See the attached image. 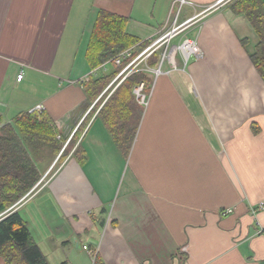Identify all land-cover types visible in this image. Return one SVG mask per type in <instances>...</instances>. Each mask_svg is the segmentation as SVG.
Listing matches in <instances>:
<instances>
[{
	"label": "crops",
	"instance_id": "1",
	"mask_svg": "<svg viewBox=\"0 0 264 264\" xmlns=\"http://www.w3.org/2000/svg\"><path fill=\"white\" fill-rule=\"evenodd\" d=\"M174 1L0 0V116L44 111L68 140L82 129L84 161L71 151L50 173L63 151L36 159L38 185L8 209L49 264L57 252L60 264H92L83 245L95 264H264V81L250 59L258 35L235 0L180 8L177 24L196 17L154 51L190 37L202 56L184 65L177 52L176 69L164 62L158 75L159 60L146 67L152 84L126 153L97 116L121 82L88 85L115 66L85 58L98 11L128 18L138 55L169 30Z\"/></svg>",
	"mask_w": 264,
	"mask_h": 264
},
{
	"label": "trees",
	"instance_id": "2",
	"mask_svg": "<svg viewBox=\"0 0 264 264\" xmlns=\"http://www.w3.org/2000/svg\"><path fill=\"white\" fill-rule=\"evenodd\" d=\"M232 9L246 15L258 35L259 41L250 59L264 81V5L261 0H235ZM127 21V17L105 9L98 11L85 51L91 69L138 43L136 37L125 31ZM137 53L132 52L131 57ZM159 57V51L152 52L145 66L154 67ZM145 66L135 67L126 75L97 112L124 153L132 143L142 113L133 88L142 83L143 92L149 94L152 84L151 72ZM111 71L91 80L88 85L102 87L115 76L116 73ZM76 134L77 130L69 142L75 139ZM62 143L59 129L44 111H23L10 121L0 116V214L3 213L0 217V257L3 264H49L31 237L25 220L17 210L9 211L8 208L40 179L36 159L44 157L42 154L47 152L55 156ZM84 154L80 144L72 152L79 163L84 161Z\"/></svg>",
	"mask_w": 264,
	"mask_h": 264
},
{
	"label": "built area",
	"instance_id": "3",
	"mask_svg": "<svg viewBox=\"0 0 264 264\" xmlns=\"http://www.w3.org/2000/svg\"><path fill=\"white\" fill-rule=\"evenodd\" d=\"M220 1L221 0H218V3ZM190 2H191V0H175L173 2V6L175 8L177 7V11H176L175 19L173 20V23H172L171 27L169 28V30L165 34H163L161 37H159L157 40H155L152 44H150L145 49H143V51H141L137 56L131 57L132 56V48H129V49H126V50L118 53L116 56H114L110 60L115 66L121 67V70L115 76L114 81L116 79H118L124 72L127 71L126 74L122 76V78L120 80V81H122L126 77V75L134 69L132 66L139 58H141L142 56H144V57L149 56L154 51L155 46L164 37L168 36L169 38H171V37L176 36L179 32L178 29L180 26L188 24L191 20H193L196 17V15H194L190 18H187L186 20H184L183 22H181L179 24L176 23V17H177L178 11L180 10V8L182 6H184L185 4H189ZM177 52H179L181 54L184 65L187 63L188 59L191 56L194 57L195 59H200L202 56L201 50L199 48V45H198L196 39L190 38V37H183L178 44L171 45L170 48H168L167 50H165L161 53V55L159 57V66L153 70L154 74L158 75L159 73H161L163 71L161 66L164 62H168V64L170 65V69H168V71L176 69L174 56ZM125 60H128V61L123 65V62ZM21 78H22V73H19L16 77V80L19 81ZM133 93L135 95L137 102L141 106L147 105L148 94L143 92V84L142 83L138 84L137 86H135L133 88ZM63 148H62V150H63ZM62 150H61V152H62ZM26 196H27V194H26ZM24 198L25 197H23V199ZM23 199L19 200L17 203H19ZM258 207L261 209L263 207V202H260ZM223 214H224V212H223ZM260 231H262V230L260 229ZM83 248L88 251V253L91 257L92 264H95L96 250L89 248L88 245H83Z\"/></svg>",
	"mask_w": 264,
	"mask_h": 264
},
{
	"label": "rangeland",
	"instance_id": "4",
	"mask_svg": "<svg viewBox=\"0 0 264 264\" xmlns=\"http://www.w3.org/2000/svg\"><path fill=\"white\" fill-rule=\"evenodd\" d=\"M186 7V6H185ZM184 7V8H185ZM177 8V7H176ZM175 8V9H176ZM178 40V38H176V39H174V42H176ZM132 49H133V47H131ZM138 63V64H137ZM141 65H144L145 66V64L143 63V62H139V60H137L134 64H133V68H135V67H138V66H141ZM112 66V65H111ZM111 66L109 65V67L111 68ZM135 66V67H134ZM146 67H148V66H145V68ZM111 72H115L116 74H115V76L118 74V72L121 70V67H117V66H113L112 68H111ZM127 72V71H126ZM126 72H124L117 80H116V82L111 86V88H113V86H115L117 83H119V81L121 80V78H122V76L123 75H125L126 74ZM129 74V73H128ZM127 74V75H128ZM115 76L113 77V78H115ZM80 130V129H79ZM82 131V129L80 130V132ZM80 135V133L79 132H77V134L75 135V139H72L70 142H69V140H68V138L66 137V136H62L61 135V137H62V139H63V143H62V146H61V148H60V150H59V152H61V150H62V148H63V150L62 151H64V152H62V155L61 156H58V160H56L55 162H53L52 164H51V167H53L51 170H49L50 171V173H52L53 172V170H55L61 163H62V161H63V159H64V157L69 153V152H71V151H73L74 149H75V147H76V141L78 140V136ZM67 142V143H66ZM65 145V146H64ZM58 152V153H59ZM61 154V153H60ZM42 155H44V157H41L40 155H39V157H41V158H44L45 159V162H47L48 161V159H51L53 156H49V152H47V154H42ZM56 155V154H55ZM55 163V165H53ZM50 167V168H51ZM38 183H39V180L37 181V184L36 185H38ZM27 194V193H26ZM26 194L23 196V197H26ZM23 197L22 198H20L19 200H21V199H23ZM18 200V201H19ZM17 201V202H18ZM16 202V203H17ZM15 203V204H16ZM15 204H13V205H15ZM11 208V207H10ZM9 209V208H8ZM8 211V210H7ZM6 211V212H7ZM5 213V212H4ZM3 215V213H1L0 214V217ZM50 258V264H60L62 261L60 260V258H61V253L60 252H57V253H55V254H53V256H49Z\"/></svg>",
	"mask_w": 264,
	"mask_h": 264
}]
</instances>
